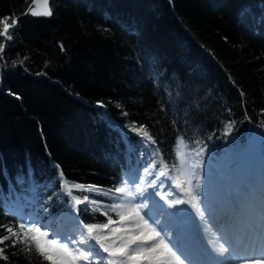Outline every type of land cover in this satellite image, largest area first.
I'll return each mask as SVG.
<instances>
[{"label":"trees","instance_id":"1","mask_svg":"<svg viewBox=\"0 0 264 264\" xmlns=\"http://www.w3.org/2000/svg\"><path fill=\"white\" fill-rule=\"evenodd\" d=\"M29 1L0 0V18H19L0 37V225L22 237L0 244V264H50L16 216L59 213L86 239L80 221L106 223L126 174H172L178 141L214 183L226 164L262 156L264 0H50L49 18L22 16ZM141 125L154 144L130 131Z\"/></svg>","mask_w":264,"mask_h":264},{"label":"snow or ice","instance_id":"2","mask_svg":"<svg viewBox=\"0 0 264 264\" xmlns=\"http://www.w3.org/2000/svg\"><path fill=\"white\" fill-rule=\"evenodd\" d=\"M33 4H42L43 9L37 11L35 9H29V12L33 16H44L51 17L53 12L50 7L49 0H32ZM25 15L28 12L24 13ZM9 20L11 21L9 23ZM19 18L16 16H5L0 18V37H4L6 41L12 39V33L10 29H13L17 26ZM6 43L0 41V60H3V52L5 50ZM61 51L64 50L63 45H60ZM24 59H27L25 57ZM16 62H13L15 66ZM23 64V61H20ZM12 94V93H10ZM244 93L241 92V96ZM19 99V96H17ZM101 107L103 106L102 102H97ZM264 111V110H262ZM127 115V113H124ZM135 124V122H133ZM130 131L135 132L142 139L147 138L151 143H155L150 134L145 130V126L141 125L139 128L133 127ZM225 137L231 135V128L226 126V131L223 133ZM206 154V148H201L200 152L197 153V156ZM56 167H59L58 165ZM200 167L201 172L199 175L196 174L195 168ZM193 171L190 174L188 179V187L180 188L181 193L186 194L190 197L189 200L175 198L167 200V213L164 211L153 212L149 214L146 211L149 208V202L147 195L149 188H154L157 185L160 177L166 175L164 171H160L156 176V179H153L151 183L147 184V187H141L145 184V179L140 177L139 174H126L123 180L124 186L116 187L115 193L123 194L122 202L113 203L110 207L107 208V211L103 214L107 217V223H83L80 221L83 229L86 230L87 238L95 239L96 243L99 245V248L103 252L108 253L109 256H120L127 257L131 264H144L145 261H149L150 264H169L168 259L166 258L169 254L176 258L177 264H180L181 258L188 260L187 255L184 251L181 250L179 242L175 239L173 231L167 227L163 222L165 216L168 217H177L182 219L183 217L178 216V213H182L180 205L191 204L192 208L195 209V213H188L189 226L196 229L197 238L201 241L206 239V234L209 230H215L217 236L220 240L223 241L221 247L217 251L219 256L224 257L225 253H231L230 257H225L228 264H231L232 260H242L243 264H264V258H254L247 255V252L254 251L255 246L259 245L264 248V227H261L258 232L259 236L255 237L257 229L255 224L249 220V212L241 214L237 212L236 203H235V194L231 190L217 189L214 188L210 182L205 181V176L203 173V161H198L196 164L192 165ZM145 176H151L152 172L145 167L144 168ZM60 178H63V173L60 172ZM16 181L19 184L25 182V176L20 175L16 177ZM73 187L81 189L83 185H74ZM90 188L92 186H89ZM165 185L160 184V188L163 189ZM179 187V185H176ZM147 194V195H146ZM156 196H159L161 200L166 199V197H171L173 195V190L169 187L166 195H162L161 191H156L154 193ZM71 195V192H69ZM89 198L84 197V200L87 201ZM119 199V198H117ZM198 201L200 207H197V204L194 203ZM10 201L6 200L4 204V214L16 216L15 211H10L8 204ZM82 201L79 199L76 200V204H80ZM96 203V201H92ZM246 203L248 205L254 204V201L249 196ZM100 209H93V211H99ZM79 210H77L78 212ZM109 212H114L117 214L118 219L114 220L111 216L108 215ZM159 217V218H157ZM19 221V228L25 230L23 232L24 237H28L31 234L30 239L35 244V248L38 253L43 257L44 260L50 262V264H78L79 261H84L86 264H92V261H97L99 257H94L92 250L82 249L77 245V241L71 237L61 240L58 233L50 230V225L47 223H41L38 217L33 215L27 216H16ZM125 223L129 225H134L132 227H111L110 225L120 224L124 225ZM264 223V222H262ZM210 225L211 227H207ZM0 227H6L0 225ZM243 230L248 239V246L241 249L240 246L234 243V236L238 231ZM97 230H109L113 238L119 239V246L115 249L106 247L103 240L108 239L107 236H94V232ZM6 231L9 235L0 236V244H3L4 241L16 237L21 239L20 233L14 231L12 227H6ZM138 231L139 235L128 234ZM158 240V243H152L153 241ZM17 240H12V246L15 247ZM87 240L83 235H81L79 243H86ZM70 244L73 247H70ZM150 245V246H149ZM207 251V247H205ZM243 251L245 255L241 256L240 252ZM4 249L0 248V259H7L3 255ZM108 264H112L111 261ZM188 264H192L191 261H188ZM207 264V262H204Z\"/></svg>","mask_w":264,"mask_h":264},{"label":"rangeland","instance_id":"3","mask_svg":"<svg viewBox=\"0 0 264 264\" xmlns=\"http://www.w3.org/2000/svg\"><path fill=\"white\" fill-rule=\"evenodd\" d=\"M257 137L256 135L252 136V138L248 141V147H250L252 154H257L258 153V145H257V141H256ZM248 151V150H247ZM249 153H251L250 151H248ZM246 156V154H244V157ZM243 156L236 161L234 166H225L224 169H220L217 173V179H219V182L214 183L211 182V185L214 188L217 189H222L223 187H235L236 185H238V183H240V185L242 184L243 181L247 182V177H249V173L251 171L252 174H255V177L253 179L257 180L258 183V187L260 185V180L263 179L264 180V165H263V170L260 169V167L262 166L260 162H264L262 161V158L264 159V152L262 153V158L254 161V159L252 158V160H250V162L248 164H246V160ZM176 158H177V164L175 165V167H173V171L172 174L169 175L165 170H163L162 168H160L159 170H155V169H149L152 172L151 176H145L144 173V168L143 166H140L139 171L137 172L139 174L140 177L144 178L145 181L146 180H150V179H156V176L158 175V173L160 171H164L166 173L165 176L160 177V179L157 182V185L155 186L156 188H160V184L163 183L165 185L164 188L170 187V186H174L173 188H176L175 186L178 185L177 183L180 181L181 176H183V179H185L186 181H188V179L190 178V174L193 171L192 165L196 164L198 161H200L197 157L191 155L184 147V145L178 141L177 143V147H176ZM243 158V160H242ZM247 166H246V165ZM207 166H205V164H203V173L205 176V181H207ZM260 170V172H259ZM195 172L197 175L200 174L201 169L200 167L195 168ZM134 173V174H137ZM252 179L249 180L248 183H250ZM151 183V182H149ZM247 184V183H246ZM124 186V185H123ZM143 187V185L141 186ZM154 187V188H155ZM262 187V186H260ZM236 188V187H235ZM254 186L247 188L248 192H252L255 191V193L257 192L258 189L253 190ZM242 195V193L240 194ZM259 194H257V198ZM119 194L115 193L114 196V203L116 201H118ZM261 199V197L259 198ZM113 204V203H112ZM112 204L108 205L106 207V210L108 207H110ZM112 213L115 218L114 220L118 219V216L116 213L114 212H110ZM35 217H38V215H34L31 214ZM39 218V217H38ZM40 219V218H39ZM41 223H47L50 225V230L54 231L56 233H58L59 237L61 238V240H65L69 237H71L72 239H75L77 241V245L78 247L85 249V250H92L94 253V257L98 256L99 260H98V264H108L109 261L112 262V264H123L121 263L122 261L119 260L118 258H115L116 256H109L108 253L103 252L102 249H100L98 247V245H96L95 243L93 244V241H91V239L86 238L87 242L86 243H79L80 238L81 237H74V235L71 236L70 231L75 230L74 228H72L68 223H65L63 221H61L60 218V214L59 213H50L47 214L46 218L44 220H41ZM107 223V220H106ZM111 227H117L116 224L115 225H110ZM104 235L108 237L107 243L108 245H110L111 249H115V247L119 246L118 243V238H113L112 233L109 230H104L103 231ZM70 247H73V245L70 244ZM78 264H86V262L84 261H79ZM92 264H97V261L93 260Z\"/></svg>","mask_w":264,"mask_h":264},{"label":"bare ground","instance_id":"4","mask_svg":"<svg viewBox=\"0 0 264 264\" xmlns=\"http://www.w3.org/2000/svg\"><path fill=\"white\" fill-rule=\"evenodd\" d=\"M42 140H43V138H42ZM44 145H46V144H44ZM149 182H151V181L146 180L143 187H147V184ZM177 184L179 185V187L175 186L176 189L173 188L174 186H170L173 190V195L171 197H166V199H164V200H161V198L159 196H156L154 193L156 191H161L162 195H166L169 187L163 188V189L156 188V187L155 188H149L148 193H152V194L151 195L146 194L148 202H149V208L146 211H148L149 214H152L153 212H160V211H164L167 213L168 211H171L170 209H167V207H166L168 199L181 198V199L189 200L190 197H188L184 193H181V191H180V188H187L189 186L187 181L185 179H183V176H181V179ZM260 186H262V187L264 186V180L260 183ZM228 188L229 187H223L222 189L231 190L233 193H237L239 191V189H237L235 191V187H233L232 189L231 188L228 189ZM258 197L259 198L261 197L260 200L262 203H264V195H262L261 191H260V194ZM118 198L119 199L116 202H122L123 194H119ZM194 203L197 204V207H200V204L198 201H196ZM178 207L185 210L182 213H178L177 214L178 216L188 217V213H193V214L195 213V209L192 208L191 204L180 205ZM157 218H159V217H157ZM260 219H261V217L259 218V220ZM163 222H164V224L167 225L168 228H170L173 231L175 239L179 242V246H180L182 251H185L187 249H189V251H190L189 247H191V249L196 248L197 249L196 252H198L202 256L204 255L210 259L212 258L211 259L212 262L209 261L210 263L207 262V264H224L225 262H226V264H228L227 260L225 259V257H227L226 255H224V257H221V256H219L218 252L214 251V250H218L221 247V244L219 243V240H218L217 233L215 231L209 230V232L206 234V239L204 241H201L200 239L197 238L196 229L194 227L189 226V220L186 219V221H185V219H183L182 221H180V219H178L177 217L165 216L163 218ZM116 226L117 227H126V228L132 227V228H134V225H129L127 223H125L124 225L116 224ZM261 227H264L263 223L261 224L260 228ZM260 228H258V230ZM243 232L244 231H241V233H243ZM128 234L139 235V232L134 231V233H128ZM258 236H259V232H258ZM158 242L159 241L156 240V241H153L152 243H158ZM198 242H201L200 244L202 245V247L199 245ZM118 243H119V240H118ZM235 244H237V243H235ZM205 247H207V251L205 250ZM263 249L261 248L258 253H253V254L248 255V256L254 257L257 259L264 258V250ZM214 252H216V253H214ZM241 256H243V255H241ZM197 257L198 256L193 252L192 257H191L193 259H190V261L192 263L195 262L196 264H200V261H199V259H197ZM115 258H118L119 260H121L122 261L121 263H123V264H131V262L127 259V257L116 256ZM166 258L168 259L169 264H177L176 258L174 256H171L169 254ZM232 261H231V264H243L242 260H236L235 262H232ZM144 264H150V262L145 261ZM180 264H188V262L185 263V260L183 258H181Z\"/></svg>","mask_w":264,"mask_h":264},{"label":"water","instance_id":"5","mask_svg":"<svg viewBox=\"0 0 264 264\" xmlns=\"http://www.w3.org/2000/svg\"><path fill=\"white\" fill-rule=\"evenodd\" d=\"M50 1V0H49ZM35 9L37 11H40L43 9V5L42 4H33L32 0L29 1V3L27 4L26 8L24 9L22 16H31V17H35V18H49V17H44V16H33L30 14L29 9ZM25 12H28V14H24Z\"/></svg>","mask_w":264,"mask_h":264}]
</instances>
